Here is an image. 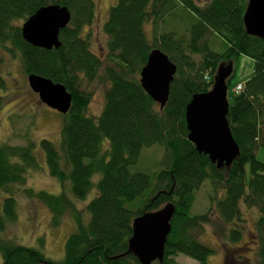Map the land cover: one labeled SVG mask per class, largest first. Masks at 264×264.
<instances>
[{
    "label": "trees",
    "instance_id": "trees-1",
    "mask_svg": "<svg viewBox=\"0 0 264 264\" xmlns=\"http://www.w3.org/2000/svg\"><path fill=\"white\" fill-rule=\"evenodd\" d=\"M197 1L116 0L102 25V58L90 51L89 36L83 33L95 17L93 0H0V50L19 61L26 77L42 76L71 95L69 111L60 114L59 145L46 139L38 142L59 193L24 187L26 170L38 167L33 141L0 146V191L6 195L0 206V233L16 221L15 189L42 203L52 226L65 214L75 225L59 261L0 236V264H140L128 251L132 221L166 205L174 208L170 232L162 261L151 264H179L178 255L208 264L213 249L198 239L203 227L212 223L226 245L239 243L251 209L257 212L255 264H264V164L256 160V151L264 147V40L245 31L247 0ZM52 4L70 13L68 25L59 32L60 46L33 47L22 39L20 25L40 7ZM169 19L174 29H162ZM147 23L153 27L151 39L144 32ZM213 35L225 42L220 53L209 48ZM153 49L176 67L162 109L139 84V72ZM240 56L252 60V74L236 91L226 114L239 153L228 167L216 168L187 140L185 107L193 95L211 89L220 65L231 63L228 88ZM83 83L105 84L96 116L86 113L91 94L81 89ZM4 88L0 77V90ZM151 146L162 150L159 169L132 171L140 151ZM206 181L208 207L191 215L195 193ZM92 188L95 196L77 210L75 201L84 200ZM240 249L225 251L224 264H249L245 257L235 256Z\"/></svg>",
    "mask_w": 264,
    "mask_h": 264
},
{
    "label": "rangeland",
    "instance_id": "rangeland-1",
    "mask_svg": "<svg viewBox=\"0 0 264 264\" xmlns=\"http://www.w3.org/2000/svg\"><path fill=\"white\" fill-rule=\"evenodd\" d=\"M204 1L198 0L197 2L203 4ZM93 2L95 17L89 26L83 28V33L89 36L90 51L96 56L104 58L106 54V37L102 32V25L107 18L109 7L113 6L116 0H93ZM170 20H166L167 26L163 25L162 29H174V20ZM144 32L147 38L151 39L153 27L150 23L144 25ZM208 41L209 48L215 53H220L225 49V42L219 37L213 35L208 38ZM193 58L199 60L198 56ZM252 68L253 62L251 59L245 56L238 57L234 76L227 88L228 104L232 102L234 95L237 93L235 87L242 85L251 76ZM0 77L5 82L4 90H0V146L5 144L22 146L26 145L28 141H33L36 145L33 153L38 161V167L37 169L26 170L24 187L34 191L57 194L61 191L59 184L57 180L48 175L44 155L39 149L38 142L41 139H46L56 146L59 145L61 115L39 101L37 95L28 87L26 76L22 72L19 61L11 59L9 55L1 50ZM104 87L105 84H82L81 89L91 94V101L86 112L89 116L99 114L103 103ZM161 155L162 150L159 146L143 148L140 151L136 165L132 167V171L147 173L157 171ZM256 160L264 164V147H260L256 151ZM247 172L248 167H246V177H248ZM96 179L97 176L94 180ZM209 192L210 188L206 181L195 193L190 208L191 215L202 214L206 211ZM95 194L96 189L92 188L84 200L75 201V208L81 211L83 205L88 203ZM13 196L16 200L17 218L15 222L6 226L0 236L11 238L16 243L24 246L40 249L46 258L50 260H61L65 240L75 228L72 217L68 214L63 215L59 224L54 227L51 225V214L42 203L32 198H26L20 192V189H15ZM219 196L220 194H218ZM4 197L6 195L0 191V206ZM245 219L246 227L242 239L239 243L232 245L225 244L226 239L216 233L212 223L203 227L198 239L202 244L213 249V253L207 259L208 264H224L225 251L234 247L242 248L234 253L235 256L240 255L249 260V264H255L257 212L254 209L248 210ZM175 261L179 264H196L195 261L183 255H178Z\"/></svg>",
    "mask_w": 264,
    "mask_h": 264
},
{
    "label": "water",
    "instance_id": "water-1",
    "mask_svg": "<svg viewBox=\"0 0 264 264\" xmlns=\"http://www.w3.org/2000/svg\"><path fill=\"white\" fill-rule=\"evenodd\" d=\"M69 21L70 13L66 7L56 4L43 6L20 25L21 37L33 47L57 49L60 46L59 32ZM242 22L248 35L264 40V0H247ZM231 71V63L220 65L213 77L211 89L193 95L185 107L187 140L198 153L207 156L216 168L228 167L239 153L226 120L229 105L226 80ZM175 73V65L159 49L149 53L139 72L141 88L160 109L167 102L169 86ZM26 81L42 104L61 115L67 114L71 95L62 85L35 74L28 75ZM173 214V206L166 205L161 210L143 214L132 221L128 251L140 264L162 261Z\"/></svg>",
    "mask_w": 264,
    "mask_h": 264
},
{
    "label": "built area",
    "instance_id": "built-area-1",
    "mask_svg": "<svg viewBox=\"0 0 264 264\" xmlns=\"http://www.w3.org/2000/svg\"><path fill=\"white\" fill-rule=\"evenodd\" d=\"M241 88H242V86H241V85H238V86H236L235 90H236V91H240Z\"/></svg>",
    "mask_w": 264,
    "mask_h": 264
}]
</instances>
